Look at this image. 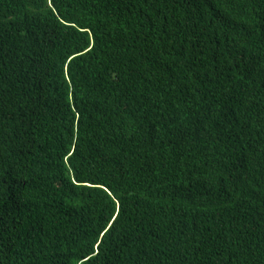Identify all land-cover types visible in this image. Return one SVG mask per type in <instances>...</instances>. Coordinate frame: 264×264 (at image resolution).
<instances>
[{"label":"trees","instance_id":"1","mask_svg":"<svg viewBox=\"0 0 264 264\" xmlns=\"http://www.w3.org/2000/svg\"><path fill=\"white\" fill-rule=\"evenodd\" d=\"M0 264H264V0H0Z\"/></svg>","mask_w":264,"mask_h":264}]
</instances>
